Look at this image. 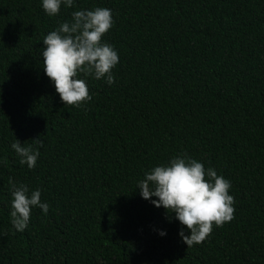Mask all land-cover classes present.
Segmentation results:
<instances>
[{"label": "trees", "instance_id": "obj_1", "mask_svg": "<svg viewBox=\"0 0 264 264\" xmlns=\"http://www.w3.org/2000/svg\"><path fill=\"white\" fill-rule=\"evenodd\" d=\"M96 7L112 12L115 82L79 74L92 98L65 105L42 41ZM15 139L38 149L34 168ZM181 154L230 181L235 201L188 248L186 227L137 187ZM9 178L49 205L22 232ZM0 264H264V0H74L54 17L42 0H0Z\"/></svg>", "mask_w": 264, "mask_h": 264}, {"label": "clouds", "instance_id": "obj_2", "mask_svg": "<svg viewBox=\"0 0 264 264\" xmlns=\"http://www.w3.org/2000/svg\"><path fill=\"white\" fill-rule=\"evenodd\" d=\"M74 6V0H42V9L49 16L59 15L61 5ZM112 12L108 8L78 10L71 19L59 24L56 30L43 39L42 62L45 75L53 82L56 92L65 105L80 107L91 100L88 87L79 74L95 80L105 79L108 85L115 82L112 69L118 64L116 50L102 37L113 26ZM36 145L42 142L34 139ZM11 148L21 158L19 163L29 169L36 166L40 155L33 145H24L19 140ZM11 193V224L18 232L24 231L29 223L33 207L47 214L49 205L40 200L41 190L29 195L27 185L13 183L9 178ZM140 195L166 213H174L175 219L189 231H179L187 248L201 244L212 233L213 225L222 227L234 218V197L229 195L230 181L201 162L181 154L171 158L167 164L155 166L139 181ZM169 219L171 217L169 216ZM164 236L165 232L160 231Z\"/></svg>", "mask_w": 264, "mask_h": 264}]
</instances>
